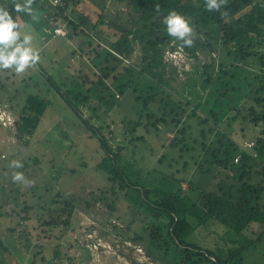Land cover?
I'll use <instances>...</instances> for the list:
<instances>
[{
	"label": "rangeland",
	"instance_id": "374dc122",
	"mask_svg": "<svg viewBox=\"0 0 264 264\" xmlns=\"http://www.w3.org/2000/svg\"><path fill=\"white\" fill-rule=\"evenodd\" d=\"M20 1L24 3V0ZM78 1L76 5L71 6L68 13L76 22L83 19V23L77 29L68 27L60 18L56 21L52 20L50 15L53 14L54 8L49 5L44 12L39 4L33 2L35 19L20 12L18 21L21 26V38L24 33L33 36V46L39 51L40 61L20 74L11 69H0V185H6L7 180H12L15 172L23 173L25 180L31 181V184L23 181L14 182V185L17 184L10 188L9 202L6 204H3L4 197L0 191V242L2 243L0 264H30L32 246L30 245L27 250L24 245L25 236L16 228L11 231L9 229L13 228L20 219L18 214H23L24 205L44 199L53 207L61 206L59 202L52 201L58 192L62 195L61 198L68 196L73 199L74 209L69 218L71 226L61 224L51 229L52 240H44L42 248V253L51 261L34 264H174L172 253L165 255L162 252L154 254L155 251H150L151 255L148 250L146 251L145 245L148 239H138L135 234L136 231L142 230L143 214L138 210L134 212L128 199L115 198L111 194V182L99 175L95 169L93 170L103 153L98 148V142L90 137L88 130L79 122L65 99L55 92L47 81L48 78L56 82L63 96L79 88L80 90L87 88L90 82L83 77L87 75L88 78L96 80L93 72L99 73V68L104 65V44L122 31L138 25L140 11L128 2ZM184 18L193 29L194 53L185 46L181 47L183 41L172 39L162 48L163 67H156L152 71L160 73V77H153L145 71L147 63L143 60V55L150 49L142 40H135L133 50L126 61L130 63L129 72L122 68V64L111 63L115 65L114 73L120 74L121 82H129L127 84L130 88L126 87L123 94H120L114 86L113 79L108 77L105 81L114 93L111 97L113 100L110 98L109 101L105 99L101 102L98 95L103 88L98 85L92 86V105L100 110L102 122L123 128L129 121L134 123L136 116L133 115L139 113L142 107V102L135 99L138 92H135L137 90H133L134 88L143 89L142 96L156 95L149 106L158 114H160L158 108L163 107V103L176 106L178 102H185L196 95V102L199 104L196 110L198 116L191 114V105L186 113L180 114L179 117L187 126L186 142L193 149L188 148L186 152L180 154L178 146H169L171 139L180 135L176 133L173 114L167 112V123H161L158 132L153 131L152 135L145 134L152 146V152L141 157L139 148L134 162L136 170L140 173L134 178L139 182V189L146 187L147 182L144 181L146 177L159 179L161 174L168 175L174 172L176 177L183 179L182 189L186 191L189 188L188 193L195 196L193 186L198 189L216 190L217 184L222 179L227 185L237 183L232 177L234 172L222 168L214 160L209 163L205 161L204 150L200 146L201 141L205 144L210 142L215 146L220 144V139L223 140L224 145L227 144L228 139H233L237 141L240 150L243 149L241 146L248 142L250 147L243 150L247 151L249 148L252 149L258 138L264 137L263 123L242 122L240 118L233 117L232 110L217 121L209 118L207 122H201L206 116L205 108L211 96L210 91L201 85V68L212 63L213 71L216 72L222 63L232 71H239L241 77L248 79L254 74L259 77L264 76V64H261L256 57L240 61L227 56L210 29L198 27L190 18ZM98 20L101 23L94 29ZM54 24L64 27L69 36L53 35L51 26ZM165 27L167 28L166 24ZM143 31L142 29L141 33ZM85 33L90 34L91 38L85 36ZM100 40L103 44L99 43ZM254 47L257 55H264V32ZM258 88L257 81H253L248 87L249 92H245L240 101L236 99L232 102L233 105L242 107L250 105L254 97L262 93ZM27 92H38L41 97L48 95V98L53 100V105L46 107L37 129L32 135L25 136L28 143L24 144L15 138L14 133L15 120ZM165 109L168 111V106ZM88 113L89 111H85V115ZM137 129L136 132L143 133L140 127ZM223 134L224 138H222ZM70 143L73 146H70ZM62 153L65 155L60 158ZM163 154L167 158L159 162ZM36 158L39 161L36 162ZM82 159L86 161L85 166L79 165ZM14 160L20 161L23 166L10 167L11 161ZM184 160L187 161L188 166L183 167ZM72 167H75L74 170ZM57 174L59 177L56 180L49 177ZM260 179L261 175L254 174L251 181L257 182ZM49 186L51 188H48ZM101 193L108 198V202H112L113 208L98 198ZM259 202L264 205V193ZM88 204L92 206L89 207ZM57 214L60 212L57 211L54 215ZM38 216L33 211L28 214L25 224L30 231H37L34 229ZM261 229L259 224L251 223L247 233L257 238ZM224 230L225 227L219 222L209 220L204 226H199L195 230V241L205 248L224 247L227 245L221 240ZM141 234L145 235L146 232L142 231ZM75 239H77L76 243H74ZM61 240H67L70 247L66 248L68 242L60 244ZM263 241L264 233H261L257 247L247 251L246 263L264 264V248L261 250L264 246ZM57 244L59 252L63 253L62 256L55 255Z\"/></svg>",
	"mask_w": 264,
	"mask_h": 264
},
{
	"label": "trees",
	"instance_id": "16d2710c",
	"mask_svg": "<svg viewBox=\"0 0 264 264\" xmlns=\"http://www.w3.org/2000/svg\"><path fill=\"white\" fill-rule=\"evenodd\" d=\"M114 1L128 2L134 5L140 11V19L138 25L122 31L118 36L104 44V65L99 68V73L93 72L96 80L84 75V80L90 82V86L81 90L79 88L77 91L64 94V96L59 90V85L47 78L49 85L65 99L69 108L77 115L79 122L88 130L90 137L95 138L98 142V148L103 153L93 170L95 169L99 175L111 182V194L115 198L128 199L129 205L134 209L133 211L138 210L143 214L141 217L143 221L142 230L136 231L135 234L138 239H148L145 245L146 251L148 250L151 255L150 251H155L154 254L156 252H162L165 255L172 253L174 254V264H248L246 263L247 251L257 247L261 233H264V205L259 202L262 193H264V137L258 138L251 147L252 149L249 148L247 151H243L246 148L240 150L237 141L233 139H228L226 145L220 139V144L215 146L211 145L210 142L205 144L201 141L200 146L204 150L205 161L209 163L214 160L222 168L234 172L232 177L237 183L227 185L226 181L222 179L217 184L216 190L198 189L193 186L192 190L196 193L193 196V194L188 193L189 188L186 191L182 189L181 180L183 179H179L172 172L168 175L167 173L161 174L159 179L146 177L144 180L147 182L146 187L139 189V182L134 179L137 174H140L134 163L137 153L139 148L141 157L152 152V146L145 134L152 135L153 131L158 132L160 124L167 123L166 114L169 112L173 114L172 119L177 128L176 133L180 135L173 137L169 146H178L180 154L186 152L190 148L189 143L186 142L187 126L184 121H180L179 117L180 114H185L191 105V114L197 115L196 110L199 108V104L196 102L197 97L193 95L191 99L178 102L176 106L167 102L163 103V107L158 108L160 113L158 114L149 106V103L155 100L156 95L142 96L143 89L134 88L133 90L138 92L135 99L142 102V107H140L139 113L133 115L136 116L134 123L129 121L121 128L120 126L114 127L115 125H111V123L102 122L100 110L92 105V86L98 85V87L103 88L99 93L100 95L97 94L101 102L105 99L109 101L114 94L110 85L105 81L108 77L113 79L114 86L120 94H123L126 87L130 88L127 84L129 82H121L120 74L114 73L115 65L111 63L122 64V68L129 72L130 63H126L127 57L133 50L134 41L138 39L142 40L145 46L150 49L143 55V60L147 63L145 71L153 77H160V73H153L152 71L156 67H163L162 48L175 38L168 34L165 23H163L164 18L173 11L183 17L190 18L198 27L210 29L219 40L227 56L240 61L256 57L261 64H264V55H257L253 49L256 41L262 37L264 32V0H226V3L221 5L220 11H209L206 7V0ZM15 2L23 4L20 0H15ZM78 2V0H60V3L52 5L47 0H34V3L39 4L44 12L47 5L53 7L51 19L56 21L57 18H60L72 29L79 28L83 23V19L76 22L68 15L71 6ZM219 2L220 0H217V3ZM157 6L159 11H157ZM0 7H5L12 18L19 23V13L13 11L14 0H0ZM99 23H101L99 20L95 22L94 29ZM57 25L59 24L51 26L53 35H55L53 29ZM142 29L144 31L141 33ZM84 35L91 38L88 33ZM56 36L65 37L69 36V33ZM99 43H102L101 40ZM185 47L194 53L195 47ZM212 67L213 64L209 63L201 68V85L207 88L211 95L210 101L207 103L208 106L205 108L206 116L202 118L201 122H207L209 118L217 121L232 110L234 111L233 117L240 118L242 122L264 124V76L259 77L254 74L245 79L241 77L239 71H232L223 66L222 63L216 72L213 71ZM253 81H257L258 90L262 93L255 96L253 102L247 107L234 106L232 102L236 99L240 101L244 93L249 92L248 87ZM40 95L38 92H27L15 120L14 136L24 144L28 143L25 136L32 135L37 129L46 107L53 105V100L49 99L48 95L46 97ZM111 99L113 100V98ZM166 106H168V111L165 109ZM85 111H89L88 115H85ZM138 127L143 133L136 132ZM224 136L223 134L222 138ZM71 145L73 146L72 143H70ZM64 155L62 153L60 158ZM235 155H239L237 162L233 160ZM165 158L167 157L163 154V157L159 158V162ZM35 161L37 162L39 159L36 158ZM187 164V161L184 160L183 167L188 166ZM79 165L85 166L86 161L82 159ZM74 168L72 167L73 170ZM254 174L261 175V179L252 182ZM58 175L49 177L56 180ZM228 178L230 177L228 176ZM14 182L16 181L13 179L7 180L6 185H0V191L4 197L3 204L9 202V190L17 184L14 185ZM55 195L56 198H52V201L59 202L61 206L53 207L49 201L44 199L34 204L24 205L23 214H18L20 219L16 221L13 228L9 229L11 231L16 228L19 233L25 236L24 245L27 250L30 245L32 246L30 264L51 261L42 253L43 241L52 240L51 229L53 230L61 224L71 226L69 218L74 209L72 197L61 198L62 195L59 192ZM98 198L113 208L112 202H108V198L102 193ZM112 201L114 200L112 199ZM88 206L91 207L92 205L88 204ZM31 211L36 216L39 215L34 229L37 230L36 232L30 231L28 225L25 224ZM57 211L60 214L54 215ZM209 220L217 221L225 227L221 240L227 243L226 246H217L215 249L205 248L195 241V230L199 226H204ZM251 223H257L262 228L257 238H253L251 234L247 233ZM142 231H145L146 234L142 235ZM56 239H60V237H56ZM64 242L68 241L61 240L60 244ZM76 242L77 239L74 243ZM0 244L2 243L0 242ZM68 247H70L69 242L66 245V248ZM263 248L264 246L261 250ZM59 250V246L55 248L56 256H60Z\"/></svg>",
	"mask_w": 264,
	"mask_h": 264
},
{
	"label": "clouds",
	"instance_id": "9594fccd",
	"mask_svg": "<svg viewBox=\"0 0 264 264\" xmlns=\"http://www.w3.org/2000/svg\"><path fill=\"white\" fill-rule=\"evenodd\" d=\"M34 0H24V3L15 2L13 11L33 14L32 4ZM226 0H206V7L209 11H220L221 5L225 4ZM157 11L159 8L157 6ZM163 23L167 26V32L170 36L183 41V46L191 47L194 35L193 29L189 26L187 20L176 12H169L164 18ZM20 24L17 23L11 16L10 12L5 7H0V69H11L17 74L24 73L28 68L34 67L40 61L39 51L33 46V36L28 33L23 34L20 31ZM10 167L21 168L23 165L20 161H11ZM13 181H23L26 184H31V181H26L23 173L15 172L12 177Z\"/></svg>",
	"mask_w": 264,
	"mask_h": 264
},
{
	"label": "built area",
	"instance_id": "2783aa9c",
	"mask_svg": "<svg viewBox=\"0 0 264 264\" xmlns=\"http://www.w3.org/2000/svg\"><path fill=\"white\" fill-rule=\"evenodd\" d=\"M47 2L56 5V4L60 3V0H47ZM53 33L55 35H65L66 34V30L62 26L57 25L53 29ZM247 147H250V143H248V142L244 143V145L241 146V148H247ZM238 159H239V155H235L233 160H234V162H237Z\"/></svg>",
	"mask_w": 264,
	"mask_h": 264
}]
</instances>
